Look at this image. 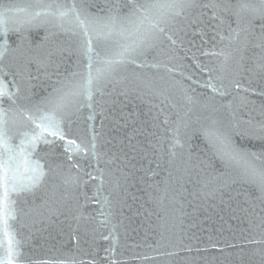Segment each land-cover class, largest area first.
Returning <instances> with one entry per match:
<instances>
[{
	"label": "water",
	"instance_id": "water-1",
	"mask_svg": "<svg viewBox=\"0 0 264 264\" xmlns=\"http://www.w3.org/2000/svg\"><path fill=\"white\" fill-rule=\"evenodd\" d=\"M125 2L42 0L54 12L75 4L99 15ZM7 5L43 11L36 0H0ZM221 16L223 24L209 8L186 12L176 24V45L165 40L136 63L118 66L91 101L80 97L79 109L65 114V141L49 136L51 143L40 140L30 149V159L45 175L32 191L11 197L19 264H264V229L249 223L258 224L264 214L260 192L244 175L242 160L221 158L211 135L230 132L234 147L255 153L247 159L264 167V139L257 131L264 124V48L258 46L264 21L238 28L234 15ZM73 23L69 16L64 28ZM58 24L56 17L42 15L0 35V48L7 40L9 49L0 62L11 73L3 77L8 90L19 86L23 96L30 83L33 100H40L78 70V62L83 70L86 59L76 52L82 36ZM232 29L240 31L239 38ZM19 65L30 81L13 75ZM218 75L225 84L238 81L241 89L214 93L206 83L211 76L218 85ZM9 106L5 98L3 107ZM11 116L7 131L13 145L25 133L38 135L22 115L15 123ZM67 139L83 141L87 151L67 152ZM75 176L81 178L78 186L65 183Z\"/></svg>",
	"mask_w": 264,
	"mask_h": 264
},
{
	"label": "snow or ice",
	"instance_id": "snow-or-ice-1",
	"mask_svg": "<svg viewBox=\"0 0 264 264\" xmlns=\"http://www.w3.org/2000/svg\"><path fill=\"white\" fill-rule=\"evenodd\" d=\"M36 6L43 11L32 12L30 7L20 8L15 5L0 6V35L6 37L9 31L31 25L42 15L53 16L59 21V27L65 31H72L73 35L82 36L76 52L86 59V63L81 71L78 62V70L71 72L63 80L57 81L59 86L54 87L51 93L40 100H33L30 83L23 96L19 86L16 87L15 92L8 90L3 77L11 73L5 72L0 67V250L3 251L0 264H19L21 254L20 241L16 239L11 224V221L16 218L15 201L12 200V195L32 191L41 183L45 175L42 166L30 159V149H34L40 140H43L45 144L51 143L49 136L57 137L60 141L66 140L61 124L66 113L71 112L72 109H79L80 97H86L91 101L94 91L102 88L104 82L117 71L118 66L136 63L138 56L145 55L165 40L171 45H176L177 40L173 38V35L178 31L176 29L178 18L192 9H212L213 18L220 19L222 24L225 21L221 13H230L236 17L238 28L242 23L250 26L254 19L264 21V0H238L236 4H232L230 0H219V2L210 0L204 4L198 3V0H126L122 5L110 7L105 15L89 12L87 8L77 9L75 4L68 9L57 6L55 12L52 11V5H44L42 0H36ZM20 13H23V16H20ZM246 13L250 15V19L245 15ZM69 16L74 17V23L72 28L66 29L64 21ZM232 32L239 38L240 31L232 29ZM221 39L223 40L224 37L221 36ZM260 40L261 43L258 46L264 48V23L261 24ZM109 42L115 47L110 49ZM6 45L7 40H5V46L0 48V62H3L8 54L9 49ZM203 54L225 55L223 51L219 53L205 51ZM227 59L228 57L225 56V61ZM56 67L58 68L59 65ZM221 67L223 68V64ZM260 67L264 70V65ZM23 69L24 65H19L13 75H19L22 80L30 81L31 76H25ZM211 71L210 69L209 72ZM215 79L219 81L218 85L212 82L210 76L206 86L221 96L228 95L229 86L237 90L241 89V84L235 80L225 84L223 75H218ZM12 83H15V80ZM243 90L247 92L250 89ZM260 95H264V92ZM5 98L10 102L8 109L3 107ZM189 100H191L190 97ZM91 106L88 104V107ZM9 113L12 114L13 123L16 122L17 115H22L27 122L35 125L38 135L28 137L25 133V140H22L19 146L13 145L11 142L13 138L7 131ZM179 131L180 128L177 127L175 132L178 134ZM257 131L259 138L264 139V124L260 125ZM211 135L212 142L214 146H217L218 154L222 159L226 162L243 161L244 175L257 186L260 192L258 199L264 205V167L257 168L247 159L248 155L256 156V154L241 153L237 150L234 147L232 135L228 131H216ZM83 143L81 141L78 144L75 139H67L66 151L72 153L75 150L84 153L87 151V146L82 147ZM176 143L179 144L178 139ZM132 147L135 148V145ZM92 148L95 149V144H92ZM68 159L71 160L72 156L69 155ZM85 175L91 177V173H85ZM80 182L79 176L65 180V183L77 186ZM244 211L248 210L244 209ZM261 213H264V207H261ZM249 223L264 229V214L259 216L258 224H253L251 220ZM162 227L167 231L166 226Z\"/></svg>",
	"mask_w": 264,
	"mask_h": 264
}]
</instances>
